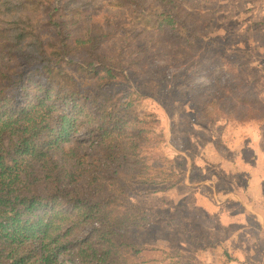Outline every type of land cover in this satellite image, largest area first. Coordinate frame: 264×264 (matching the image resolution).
I'll return each mask as SVG.
<instances>
[{"label":"trees","instance_id":"1","mask_svg":"<svg viewBox=\"0 0 264 264\" xmlns=\"http://www.w3.org/2000/svg\"><path fill=\"white\" fill-rule=\"evenodd\" d=\"M154 2L160 11L145 14L142 0L120 2L135 9L122 21L88 15L87 0H0V264H151L143 257L152 247L127 229L153 220L128 199L136 186L167 182L141 157L150 144L142 125L160 118L106 91L128 73L152 78L169 66L185 75L189 102L204 104L205 116L213 108L263 120L254 83L210 41L203 0ZM202 61L215 83L199 82Z\"/></svg>","mask_w":264,"mask_h":264},{"label":"rangeland","instance_id":"2","mask_svg":"<svg viewBox=\"0 0 264 264\" xmlns=\"http://www.w3.org/2000/svg\"><path fill=\"white\" fill-rule=\"evenodd\" d=\"M87 1L92 4L85 7L88 15L95 12L102 19L123 21L125 12L126 20L135 18L131 15L134 6H119L128 0ZM142 1L143 14L160 11L154 0ZM203 3L206 17L212 23L210 41L218 46L220 53L230 56L232 63L242 67V73L254 83L249 94L264 107V0H203ZM253 6L261 13L257 9L255 12ZM155 18L149 14L147 21H156ZM201 67L203 77L199 82L215 83V68L205 61ZM65 70L74 75L77 83L90 88V78L80 76L68 66ZM154 73L149 78L132 71L128 73L129 82L105 87L120 103L136 107L142 117L155 114L160 118L159 123L142 125L150 138L147 147H155L143 148L141 157H144L143 165H151L149 174L155 181L167 182L159 186H136L137 192L129 194L128 204L149 214L153 223L146 227L131 226L127 232L138 245L152 247L143 257L151 264H232L234 260L227 257L238 231L235 225L221 226V218L213 217L204 203L212 201L214 193L218 206L217 201L223 204L234 197L233 187L241 185L228 173L245 156L251 159L245 143L253 127L254 132L263 133L264 152V118L258 122H241L220 116L213 108L205 116L204 104L189 102L193 92L181 71L159 65ZM168 181L181 182L174 185ZM236 207L240 213L241 209ZM252 225L255 227L251 230L252 239L247 237L251 243L260 230L256 224ZM234 251L236 260L242 264L260 263L257 255L251 254L249 259L242 248Z\"/></svg>","mask_w":264,"mask_h":264},{"label":"crops","instance_id":"3","mask_svg":"<svg viewBox=\"0 0 264 264\" xmlns=\"http://www.w3.org/2000/svg\"><path fill=\"white\" fill-rule=\"evenodd\" d=\"M253 9L255 12L256 9L260 12L257 6H253ZM258 121L260 120L256 122ZM254 131L255 128L253 127L245 143L251 159L245 156V159H242L243 162L236 164V166H231L233 170L228 173L230 177L233 174L235 177L234 182H238L241 185L240 188L238 186L233 187L234 193L232 196L234 197L223 204L217 201L220 204L218 206L214 202L217 199V194L214 193L213 197L211 196L210 198L212 201L207 200L204 203L213 217L217 218L219 216L221 218V226L235 225V229L238 231L232 241L233 250L228 252L234 258L232 264H242L236 260L237 255L234 251L240 250V248L245 250L249 259H251V254L252 256L254 254L257 255L259 264H264V167H260V165L264 164V152L261 149L263 133ZM229 169L230 167L228 166ZM229 182L234 183L232 180ZM232 200L236 203L233 204ZM235 206L241 209L240 213L237 212V207L234 208ZM228 208L229 210H227ZM252 223L259 226L260 230L258 237L251 243V234L253 232L251 230L255 228ZM247 237H251V239L247 240Z\"/></svg>","mask_w":264,"mask_h":264}]
</instances>
